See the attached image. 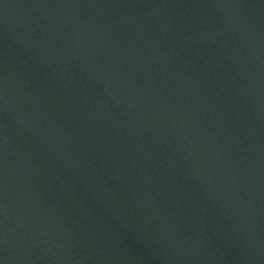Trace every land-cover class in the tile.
<instances>
[{
	"label": "water",
	"instance_id": "1",
	"mask_svg": "<svg viewBox=\"0 0 264 264\" xmlns=\"http://www.w3.org/2000/svg\"><path fill=\"white\" fill-rule=\"evenodd\" d=\"M0 264H264V0H0Z\"/></svg>",
	"mask_w": 264,
	"mask_h": 264
}]
</instances>
